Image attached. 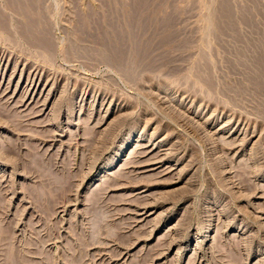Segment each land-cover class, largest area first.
<instances>
[{
    "label": "rangeland",
    "instance_id": "rangeland-1",
    "mask_svg": "<svg viewBox=\"0 0 264 264\" xmlns=\"http://www.w3.org/2000/svg\"><path fill=\"white\" fill-rule=\"evenodd\" d=\"M44 1L46 25L50 21V36L56 43L57 53H53L52 60L41 48L31 50L34 46L18 40L14 34L18 31L15 21L19 19L9 11L4 13L12 16L11 20L15 18V33L10 29L13 31L10 36L14 33L15 38L13 35L11 38L18 42L0 34V39L5 36L13 44L0 40V215L1 220L5 219L3 226H10L8 232L16 240L13 248L31 255L27 264H264V110L258 106L264 98L248 82L240 65L242 59L251 61L248 65L254 63V67L249 66L250 71H257L255 58L262 52L257 54L247 43L260 38L264 17L260 16L262 20L260 17L259 20L257 15L256 22L259 20L261 25L256 32L246 24L237 23V32L229 31L222 35L224 39L221 36L217 39L207 28V18L221 0H179L174 6L181 20L173 31L178 32L179 43L192 40L193 44L190 43L185 53L181 51L183 54L174 52L176 63L172 61L174 65H169L172 69L167 65L160 67V71H146L131 82L93 53H86V57L81 52L71 53L68 48L76 38H71L74 18L78 12L98 7V1ZM231 1L238 7L234 8L236 11L250 4L249 0ZM256 2L264 12V0ZM25 45L30 46L29 51ZM246 46L251 50L245 51ZM247 51L253 53L248 55ZM183 60L185 64L191 63H187L191 67L182 64ZM206 65L213 69L209 73H215V76L210 73L216 85L213 83L212 89L203 88V79L209 76ZM167 69L178 72L174 71L176 74L171 77L173 73ZM203 70L207 73L205 77ZM196 72L198 75L193 74ZM200 72L204 78L198 77ZM262 82L264 86V75ZM233 86L242 90L231 96L229 91L234 90ZM8 108L15 114H8ZM21 115L30 122L19 119L23 127L19 128L21 124L15 118L19 130L26 128L19 135L20 131L12 126L14 118L12 123L8 121ZM127 141L131 144L127 147L129 151L124 149L126 155L122 160L114 163L113 170H106L110 176L102 172ZM93 144L97 145V153L93 152L96 150ZM87 147L93 151L88 153ZM39 154L43 159H57L53 163L59 166L72 162L70 168L74 178L77 177L76 190L74 183L71 186V201L57 214H44L40 204L35 203L33 192L37 184L34 186L33 173L37 167L29 163L39 160ZM130 154L134 156L129 157ZM128 159L140 163L126 166V173L132 172L126 178L132 175V179L124 178L119 186L114 185L108 191L109 202H113H108L111 208L117 206L118 213L122 211L114 220L116 225L110 228L117 233L109 232V228L106 231V227L102 229L104 233H99L103 239H95L97 243L91 240L90 245L88 234L94 220L89 218L90 209L95 208L92 206L95 187L101 180L111 179ZM91 161L94 164H89ZM76 171L80 173L75 177ZM126 227L129 228L123 231ZM116 230L122 231L121 234Z\"/></svg>",
    "mask_w": 264,
    "mask_h": 264
},
{
    "label": "bare ground",
    "instance_id": "bare-ground-1",
    "mask_svg": "<svg viewBox=\"0 0 264 264\" xmlns=\"http://www.w3.org/2000/svg\"><path fill=\"white\" fill-rule=\"evenodd\" d=\"M0 1L2 2L1 4H3V6H1V4H0V34H1V36H2V34L9 35L8 37H10V39L15 38L14 35L15 36H18L19 37L18 40L22 39V41L23 40L25 41V44L29 43L30 46L31 45L34 46L35 49H31V50H36V47L41 48L42 51L44 50L43 51V54L46 52L47 55L51 56V60H52V56L55 55L53 53H57V52L54 51V48L56 47V43H53V42H55V39H53L54 41L52 40V38H54V37L51 38V36H50L52 34V33H50V29H51V27L49 25L50 21L48 23V27L46 25L47 24L46 21L48 22V19L45 18V17H47V14L44 13L46 11L45 8H43V1L44 0H0ZM93 1H95V0H93ZM96 1H98V2H96L97 4H99L98 7L96 6V8H95V6L92 5L93 7H89V9H88L87 8L88 6L86 5L87 6L86 9H88V10H86L85 12L83 11V13L82 12L81 13L78 12V15L76 13V15H77L76 17L74 15H72V16L75 17L74 19L76 20L75 21L76 25L74 23V26L75 27L71 31L72 34H73L71 38H74V37H76V38H74L75 40H73V42L70 41L71 42V45H69L70 47H68V48L71 50L70 51L71 53L72 52H77V53H80L81 52V53H84V55L86 53H88V52L90 54L93 53L101 61L105 62L107 65H109L110 67H112L113 69H115L116 71H118L119 73H121L122 76H124L128 81H131V82L132 81H135V77L136 76H139L143 72H146V71H148L147 73L153 72L154 70H158L160 67L165 68V66H167V65H168L167 67H169V65L171 64L172 61L175 64L176 62H174V60H173V58L175 56L174 52L175 51H178V52L180 51V53H182L181 51L184 50L183 52L185 53V49L188 50V46H190V43L193 44L191 42L192 40L191 41L186 40L185 42L182 41L183 43H179L177 39H180V38H178L176 36L178 32L176 33V31H173L174 30V27H177L175 25H179V24H177V22H180L179 19L181 20L180 16L177 14V11H176V8H175L176 5L174 6V4H178L179 0H96ZM176 1H177V3H175ZM249 2H250L249 6L246 5V7H245V5H244V7H242L239 10L237 9L238 11H236L234 8H238V7H234L233 6L234 4H232V1L230 2V0H221L220 1V4H218V6L213 10V12H212L213 14L211 13L212 15H210V17L207 18L209 20L207 22V24H208V27L207 28H209V30L211 29V31H209V32H212L214 34V36L217 39H219V38L222 37V35H225L226 36V33H228L229 31L237 32V29H238L237 28V23L246 24L252 31H255V32L258 31L259 30V25H261V24H259L260 22L258 23V21L260 19L262 20V18L264 17V12L262 11L261 8H260L261 10L259 9V5L257 4L258 2H256V0H249ZM1 7H3L6 10H3V8H1ZM77 10H78V8H77ZM4 11H9L10 14H12L13 16L18 17L19 20L18 21L17 20L15 21L14 20L15 19L14 17L11 20L10 17H12V16L9 17L8 15H6L8 13L7 12L4 13ZM73 11L75 12V10H73ZM178 11L180 12L179 9H178ZM236 12H239V13H237V15L239 14V17H236L237 16L236 15ZM45 14H46V16H45ZM183 14H186V12L183 13ZM257 15H258V19H259L260 16L262 18L260 17V19L257 20V22H256ZM181 17H182V14H181ZM236 18L239 19L238 22L235 21V20H237ZM13 20L16 22L15 25L18 22V26H16L18 28H16V29L14 28L15 30L18 29V31L16 32V33H18L17 35L15 33V30L13 29V24H14L13 23ZM262 23H263L262 24V28L263 29H262V32L260 31L261 32V35H260V38L258 39V41L257 40L255 41V39L252 38L254 40V42H253V40L250 42V40H251L250 39V40H248L249 43H247V44H249V47L250 48H253L254 51L257 54H259L260 52H262V55L260 53L261 56H259V57H257L258 55L255 53V55H257L256 56L257 58H255L256 60L253 59V57L250 58L251 60L252 59L255 60V62L257 63V65H258V66H256L257 67V69H256L257 71L255 69H254V71H256L255 73H253V72L250 71V67L249 66H251V65H248V64L251 61L248 62L247 60L242 59L243 61L242 60H239V62L242 61V62H240L241 63L240 65H241V67L243 66V69H244L243 71H245V75H246V78H247L248 82L251 84V86L255 89V91L257 93H259L260 95H263L264 96V86L262 84L263 83L262 82V77L264 75V21ZM15 25H14V27H15ZM238 26H239V24H238ZM48 28H49V30H48ZM260 28H261V26H260ZM10 29H13L14 30V33H15V34L13 33L14 35L11 34V36H10V33L13 32L12 30H11L12 32H10ZM183 32H185V31H183ZM174 33H176V34H174ZM12 35H13V38H11ZM1 36H0V38H2ZM180 36L181 35H179V37ZM237 36H239V35H237ZM252 36H255L254 35V32H253ZM215 37H213V38L216 39ZM3 38L6 40V42H8L7 41V37L4 36ZM222 38L224 39L225 37L223 36ZM255 38H257V36ZM4 39H0L1 42ZM185 39H188V38L185 37ZM217 39H216V41H217ZM237 39H238V37H236V40ZM239 39H241V36H240ZM222 40H220V42ZM10 41L11 40H9V42ZM12 41L15 42V39H13ZM88 41H90L92 43L91 46H93V47H90L89 46V43L90 42L88 43L87 46H85L87 44L86 42H88ZM16 42H18V41H16ZM238 42H240V40ZM84 43H86V44H84ZM9 44L11 45L12 43H9ZM17 44H19V43H17ZM17 44H15V45H17ZM23 44H24V42H23ZM23 44L20 45L19 48L21 46H23ZM54 44H55V46H54ZM26 46L27 45H25V47ZM30 46H28V47L30 48ZM15 47H17V46H15ZM15 47H13V49ZM28 47H26V48H28ZM193 47L196 48L195 46H193ZM247 47L248 46H246V48ZM26 48H25V52H26ZM29 48L27 49V51L30 50ZM31 48H33V47H31ZM16 49H18V48H16ZM41 50H39V51H41ZM246 50H248V48L245 49V51ZM250 50H248V51H250ZM23 51L21 50V52L23 54H25ZM189 51H190V49H189ZM38 53H40V52H38ZM77 53H76V56L78 55ZM248 53H250L248 55H251L253 52L252 53L251 52H248ZM184 55H186V54H184ZM25 56H27V52H26ZM85 56L87 57V55H85ZM85 56H84V58H85ZM186 56H188V54ZM192 56H193V53H192ZM208 56H210V54ZM29 57H30V55H29ZM199 57H200V55H199ZM91 58L92 57H90V59ZM93 58H95V57H93ZM182 58L183 57H181V59ZM241 58H243V57L241 56ZM245 58H246V56H245ZM184 59H185V57H184ZM207 59H208V57H207ZM207 59H206V61H208ZM201 61L202 60H200V62ZM183 62L184 63H182V64H185V61L184 60H183ZM192 62H194V61H192ZM199 63H197V65H200ZM188 64H191V63H188ZM201 64H203V63H201ZM173 65L171 64V66H173ZM207 65H206L205 70H207V73H208L209 76L207 75L208 77L206 79H203V84L205 85L203 88L205 89L207 87L209 89H212L213 88V83H214L213 81H215V80L213 79V81H212L211 78H214V77H211V74L210 73H212V72H210V73L208 72V71H210L209 69H212V68L209 67V69H208L207 68ZM210 65L211 64H209V66ZM253 65H254V63H253ZM182 67H185V66L183 65ZM189 67H191V66H189ZM203 67L201 69H204ZM162 68H161V70H163ZM169 68L172 69V67H169ZM178 68H179V65H178ZM178 68H177V70H178ZM199 68H198V70H200ZM245 69L247 70V72H246ZM167 70L170 73H173L174 71H176V72L179 71V70L178 71L177 70H173V72H172V71H170V69H167ZM191 70H192V68H191ZM205 70H203V71L205 72ZM158 71H160V70H158ZM213 72H215V71H213ZM207 73L205 72L203 76L205 77ZM175 74L176 73L171 74L172 75L171 77H174L173 75H175ZM177 74H180V73H177ZM193 74H197V72L196 73H193ZM214 74L212 73V75H214ZM201 75L202 74L200 72V76H198V77L199 78L200 77L202 78L203 76H201ZM199 78L197 80H199ZM195 81H196V79H195ZM197 83H199V82H197ZM245 85H246V83H245ZM215 86L216 85L214 83V87ZM236 87H234V90L230 89V91H229L230 93L227 90H225V89L224 90L227 91L229 93V95L233 96L231 93H234L236 95V94H238V92H240L242 90V89H240V90L239 89H235ZM245 87H247V86H245ZM226 88H228V87H226ZM210 91H212V90H210ZM243 91H246V90L243 89ZM252 91L254 92V90H252ZM245 93H247V92H245ZM248 94H250V93H248ZM258 96L257 97L255 96V98H258ZM263 96H261V98H264ZM240 97H242V96H240ZM258 104H259L258 105L259 106V110H261V111L264 110V100L262 101L261 104H260V101H259ZM6 111H8V114H9V112H10L9 111V108ZM12 112H10V114ZM16 113L20 114L19 112H16ZM13 114H15V113L13 112L12 115ZM71 114H72V112H71ZM69 115H70V113H69ZM5 117H6V114H5ZM18 117H16V116L10 117L12 119L9 120L8 122H11L12 123L13 118H14V121H13L12 126L14 125V128L16 127L17 130L20 131L18 134L21 135V134H23V133H21V131H24L25 132V129H26L25 126L27 125L26 122L29 121V120H27V118H25V117H22V115H21V117H19V118ZM15 118L17 120H19V119H22V120L23 119H26V120H24V121H26L25 122L26 125H23L24 128H25L24 130H19L18 127H17L18 125H20L22 123V120H19L17 122V120H15ZM7 120H8V118H7ZM15 121L18 124L16 126L14 124V123H16ZM21 127H22V124H21V126L19 128H21ZM28 127L29 126H27V129H28ZM14 128L12 127V129H14ZM14 131L17 133L16 130H14ZM90 131H92V130L90 129ZM93 134H90V135L93 137ZM39 138H41V137H39ZM90 140H91V138H90ZM89 141H86V142H89ZM15 143H14V145H15ZM12 144H13V141H12ZM88 144H90V143H88ZM135 144H137V143H135ZM90 145H92V144H90ZM90 145H89V147L91 148ZM94 146L96 148L97 145H94ZM94 146L92 148H94ZM128 146L129 147L131 146V144L129 143V141H127L119 149V151L116 152L115 156L113 158H111V160L108 161V163L106 164L105 168L101 169V171L102 172H105V173H108V175L110 176V172H106V170L112 169L114 163L116 164V161L118 162V160L119 161L122 160V158L126 155V154H124V149H126ZM136 146L137 145H135V147ZM139 146H141V145H139ZM89 147H87V150L86 151H88L90 149ZM128 148H127V150H128ZM137 148H138V146H137ZM9 151H10V149H9ZM90 151H88V153H90ZM96 151H98L97 148L93 152L94 153H97ZM138 151L136 150V152H138ZM37 153H38V151L36 152V154ZM128 153H130V152H128ZM42 154L44 156V153H42ZM85 154H87V153H85ZM39 155H37L38 158L41 157V154H39ZM142 155L140 154V157ZM83 156H84V154H83ZM127 156H128V154H127ZM131 156H134V155H131L130 154L129 157H131ZM41 158H39V160L36 158L34 160L35 163H32V161H31V163H29V165L30 164H32V165L34 164L33 166L37 167V168H35L36 170L34 169L35 172L33 173V177L36 180V183L33 182L34 183V186H35V184H37L35 186L34 192L32 191L35 194L34 197H35V200L37 201L35 203H39L40 204V206L43 209L42 212H44V214H53V213H56L57 214L58 210L61 207H63V206L66 207V204L69 201H71L70 200L72 198V197L70 198L71 193H72V187L71 186L74 183V187H75L76 182H74V179H75V181H77L76 180V178H77L76 176L80 172L76 171V173H75L76 174L75 175L76 178H74L73 171L70 168L72 166V165L70 166V164H72V162L69 165L68 164L65 165V163H64V165L62 164V165L59 166V165H55V162H56L57 159H54L53 161H55V162L53 163V161L51 160V159H53V157L51 159H48V158H44L43 159L42 158V160H41ZM83 159H86L87 160V158H84V157H83ZM95 159H93V160L95 161ZM129 160L130 159H128V161L126 160V161H123L122 162L123 163V167H121L122 164H121V166L119 165L121 167V169L117 167L119 169L118 170L116 168L117 169V172H115L113 175H111V179L109 178L108 180L107 179L101 180V182L99 183L100 185H97L95 187L97 189V192L95 193L96 194L95 195L96 198L93 196L95 198V201L92 202V206H94L95 208H94V211H93V209H90V211L92 210V213L90 212V215L92 217L89 215L92 218V219L89 218L90 221L91 220H94L93 223L91 222L92 223V225H90L91 231L88 234L89 235L88 238L90 239V241H88V238L87 239L85 238L88 242H90V245H91V240L93 241V240H95L97 238L99 240H100V238L103 239L102 234H99V233L102 232V229L104 231L105 230L104 228H106V227H107L106 231H108L110 228H112V226L116 225L115 224L116 221L114 223V220L117 219L116 217H119L117 215L122 212L121 211L120 213H118L119 210H118V207L117 206L114 207V208H111L112 206H110L111 204H109V203H113V202L112 201L109 202V200H110L109 199L110 198L109 197L110 194L108 195V191L109 190H113V189H111V187H113L114 185L121 184L119 182L120 181L122 182V180L124 178L126 179V181L129 178L132 179V177H131L132 175L129 178H126V175L128 177L132 173L130 170H129L130 173H128V174L126 173L127 170H128L127 167L129 165L131 166V164H133L134 162L136 163L137 160H135V161L132 160V162H131V160L130 161ZM138 160L140 161L139 158H138ZM75 161H76V159H75ZM75 161L73 160V162H75ZM94 161H91V163L89 162V164H94V163H92ZM139 161H138V163H139ZM62 163H63V161H62ZM81 163L83 164V161L82 160H81L80 164ZM138 163H136V165H140V163L139 164ZM79 165L76 166V167H79ZM91 166L93 167V165H91ZM80 167H81V165H80ZM132 167H134V165H132ZM82 168H84V167H82ZM130 169H132V168H130ZM32 170H33V168H32ZM84 174L85 173H83V175ZM29 176H32V174L29 175ZM78 176H81V175L79 174ZM82 177L85 178L86 176H82ZM99 178H100V175H99ZM105 178H107V177H105ZM102 179H104V178H102ZM117 186H119V185H117ZM95 188H94V190H95ZM74 189L76 190V187ZM89 189H91V188H89ZM91 190H93V188ZM95 191H93L92 193H94ZM111 192H109V193H111ZM1 195H2V193H1ZM1 195H0V197H1ZM89 197H91V194L89 195ZM92 200H90V201H92ZM86 201L88 202L89 200L86 199ZM97 204H98V206L101 204V206H99V207H101L100 209H98L99 207H97ZM114 204H118V203H114ZM90 206H91V204H90ZM118 206H119V204H118ZM0 208H1V206H0ZM88 208H87V210H88ZM119 208H120V206H119ZM39 209H40V207H39ZM2 213H3V211H2ZM2 215H4V213ZM43 217H45V216L43 215ZM1 218L2 217L0 215V220H1ZM50 218H51V216H50ZM4 220H3L2 225L0 223V254L3 255V257L0 255L1 258H3L1 264H27V262H28L27 257L29 256V253H28V256H26L24 254L26 252L25 250H24V253H23L21 251L15 250L13 248V242H15L16 240L13 241V237L8 232L9 231L8 228L10 226L8 228L3 226ZM121 224L122 223H120V225ZM121 227H123V226H121ZM127 228H129V227H126V229L123 230V231H126ZM112 230L113 229H110L109 232L113 233L115 229L113 230V232H112ZM106 231H105V234H106ZM116 231H118L120 234L122 232V231L120 232L119 230H116ZM102 233H104V232H102ZM111 233H107V234H110L111 235ZM116 233H115V235H116ZM110 235H109V237H111ZM85 236H83V237H85ZM105 236H107V235H105ZM107 237H106V241L108 240ZM128 237H130V236H128ZM118 238H120V237H118ZM104 239H105V237H104ZM115 239H116V237H115ZM206 240H208V239H206ZM95 241L92 242V243H97V240H95ZM111 241H113L112 238H111ZM79 242H81V241H79ZM105 242H103V243H105ZM98 243H99V241H98ZM103 243H102V245H103ZM107 244H108V242H107ZM107 244H105V245H107ZM17 245H15V246H17ZM82 246H83V244H82ZM98 246H100V245H98ZM18 247H19V245H18ZM18 247H16V248H18ZM80 247H81V245H80ZM147 258H150V256L147 257Z\"/></svg>",
    "mask_w": 264,
    "mask_h": 264
}]
</instances>
